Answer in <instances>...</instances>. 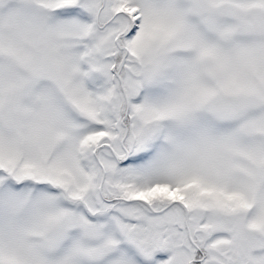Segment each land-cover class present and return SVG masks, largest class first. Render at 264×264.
Instances as JSON below:
<instances>
[{"label": "snow or ice", "instance_id": "obj_1", "mask_svg": "<svg viewBox=\"0 0 264 264\" xmlns=\"http://www.w3.org/2000/svg\"><path fill=\"white\" fill-rule=\"evenodd\" d=\"M0 264H264V0H0Z\"/></svg>", "mask_w": 264, "mask_h": 264}]
</instances>
